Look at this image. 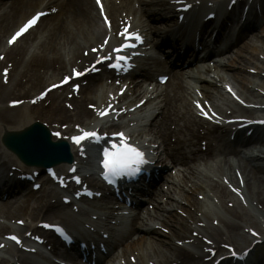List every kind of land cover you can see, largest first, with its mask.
Masks as SVG:
<instances>
[{"label":"rangeland","instance_id":"rangeland-1","mask_svg":"<svg viewBox=\"0 0 264 264\" xmlns=\"http://www.w3.org/2000/svg\"><path fill=\"white\" fill-rule=\"evenodd\" d=\"M9 4V2H7ZM32 11V10H31ZM30 13V12H29ZM0 16H1V11H0ZM26 16V15H25ZM24 16V18H25ZM22 18L21 21L17 22V24H13L11 27L3 28L5 27L3 22V18L0 17V47L1 45L3 46L6 41V36L9 35L13 29L16 28V26L22 22L24 19ZM60 18L57 19L54 17H49L45 18L38 24L36 28H34L28 35H26L14 48L11 49L10 51V67H11V74H10V80L9 84L2 83L3 87L8 86L12 87L13 83L11 80H16L17 82L25 83L27 80L29 74H37L39 76V83L40 85L38 88L34 91H30V97H32L33 94L38 93L42 89L46 88V86L57 82L61 76L68 72L70 70V67H73L74 64V58H73V50L76 47V44L79 43L78 41L80 38L77 37L79 32L84 33V31L77 25H74L71 22H67L64 25L67 26L65 29V33H70L73 37H75L76 41L73 39L71 42H65V41H58L57 46H54L53 49H46L43 50L42 47L45 45L47 42V35L50 33V29L52 28L51 26L56 22H59ZM264 25V23H263ZM263 25L255 31H251L250 35L247 36L245 39H243L238 45L233 48L231 52L226 54L224 57H222V60L220 61L221 64H226L230 68V72L233 73H239L238 77H242L241 75L245 76L247 78L245 84L246 89L251 90L250 87L254 85H264V76L260 74H254L252 71V68H249L250 66H257L263 68L264 66V41L261 40L259 37V32L262 30ZM82 27H84L82 25ZM80 35V34H79ZM38 37H41V39H37ZM39 41V42H38ZM42 41V42H40ZM36 42V43H35ZM40 44V46H39ZM92 43L83 44L81 46L87 47ZM29 45H35V49L33 54H28L27 52L23 51L25 48H27ZM93 45V44H92ZM84 47H80L76 49V55L78 53L82 52V49ZM2 51V49H1ZM73 52V53H72ZM24 53V54H23ZM60 57L61 60H63L64 64L62 65L61 63L54 62V66L52 68H47L43 62H40V65H37L38 61L36 58L40 60H48L51 61L54 58ZM259 58L258 61L255 58ZM13 60V61H12ZM37 61V63L35 62ZM65 65V66H64ZM63 66V67H62ZM62 67V69H60ZM251 69V72L249 70ZM28 70L29 72H25ZM209 72L208 69L206 72H203V75L200 74L201 78L204 80H207L210 83L216 82L217 84H220L222 82L218 81V75L222 76L224 75V71H221L219 63H215L209 67ZM1 72V68H0ZM175 75H178L176 79L171 80V82L168 84V86L162 88V95L164 94L166 97L171 99L172 95L175 92H179L180 94L183 93L184 95V90L191 91V86L193 85L191 81H189L187 75L185 73H189V69L186 70L185 72H176ZM180 73L183 75L180 76ZM27 78H26V77ZM225 77V75H224ZM91 80H89V83L87 86H90ZM96 86L91 89V93L88 95L89 98H93L96 101V105L99 104V101L106 100L108 96L110 95V92L113 90L115 91L116 89L114 88H109L108 86L105 87H98L99 86V79H94ZM218 82H217V81ZM203 81V80H202ZM93 82V81H92ZM92 84V85H95ZM91 85V86H92ZM147 83H144L143 87H140L141 90H143ZM181 85V92L178 90V86ZM238 87V86H236ZM88 88V87H87ZM210 90L219 98L220 94H218L217 90H215L214 86L209 87ZM102 89V90H101ZM256 89H259L257 87ZM201 90V89H200ZM244 90V89H243ZM260 90V89H259ZM62 91V92H61ZM69 91V89H61L57 92L50 93L47 101L44 102V105H39V108H45L58 104V109L56 111V114H59V119L60 117L63 116V128L67 127V129H73V126L77 124L78 126L82 124L83 125H88V122L92 119V115H88L86 112H81L84 109L83 108H75L72 111L68 110L67 107L65 106V103L69 102L68 99L64 98V95ZM242 93L243 91L240 90ZM252 92V91H251ZM245 93V90H244ZM81 94V93H80ZM225 94V93H224ZM161 95V99H162ZM226 95V94H225ZM246 97H248L249 94L246 93ZM227 96V95H226ZM185 98L188 99L187 95H184ZM228 97V96H227ZM11 98V96H10ZM10 98H5L4 100H1L0 102V107H2L4 110H12L11 113L15 114V111L13 112L14 108H7L5 107L6 100ZM250 99L257 98L255 95L252 94ZM259 98V97H258ZM225 102H217L216 105L218 106L219 110L224 112L228 106H230V103H233L229 98L228 102L226 98H222ZM87 99H84L82 102H74V105H82L84 107V103L86 102ZM171 103L172 100H170ZM71 103V102H70ZM188 100L185 101L182 106L180 104H176L174 106V109L170 110V113L172 114V117L175 115L177 120H174L175 122H171L170 124L172 125L173 128L169 129L170 136H172L173 140L177 141V144L181 147V153H185V156L188 157V165H182V166H177L173 167L168 159H166L165 152L167 151L162 144V140L159 138V136L156 134L155 129L152 127H139V131L134 132L137 135H147L153 138L157 143H160L159 145V153L160 157L163 159H160L162 162H159L160 165L162 166H169V170L165 171L161 178L162 181H159L157 185H155L154 188L155 190L160 191V195L156 197V201H152V206H154V209H150L151 211H147V213L144 214V217L147 219L146 223H143L144 225L154 226L158 222H152L148 221L151 217L155 216V212H158L159 214L161 213V209L164 207H170L169 203H171L173 209L170 210V215H166V218L164 219L162 223L163 230L166 232L168 231V235L164 232H161V230H158L161 232V236L163 237H154V239L147 240L139 238L143 234L138 232L137 233H130L122 243L135 240V242L140 243V249L132 250L129 251V255H134V253H142V250L144 252H149L148 255L149 257L146 259H153L156 261H162L165 263H169L171 261V257L174 256L171 253L173 252V249L176 248V245L173 242V238H180V235H182L186 229H188L189 226H192L193 222H195L197 219L199 222L203 223L207 229H211L213 231L217 229H221V232L228 238L229 237V231L227 228H229V224L236 223L239 225L238 232L241 233V227H244L246 224H250L252 226L248 227V229L254 228L256 230H259L260 233H262V240H259L260 244L252 250L251 252V259L252 261L256 262L255 264H264V214L261 211H258L256 208H254L252 205L249 203H246L245 201L243 202L244 205L239 204V212L240 213H246L248 215V220L244 221V219L239 220L235 217L230 216L228 213H226L221 205L220 200L218 201L212 197V194H215V192H220L221 188H224V190L230 194L229 190L226 188V186H223V182L218 181L220 178V175L218 173V170L223 171L226 175L229 174V168H228V163H225L223 160V155H220L221 153L217 152V147H219V150L223 148V142L221 144L219 143V146H209L208 145V150L205 153H200V154H195V156L191 157L190 156V151L194 149V146L189 145V140L187 139V126L184 127V125L188 124L190 130H195L197 127H202V124L204 123L203 121H194L195 114H194V109L192 105ZM33 106V105H32ZM160 106H163V103L160 104ZM68 111V112H67ZM75 113H78L80 116L75 115ZM174 113V114H173ZM45 114H49L48 112H45ZM55 114V115H56ZM87 116V117H82V116ZM186 121V123H185ZM60 126V127H62ZM110 128V124L108 126ZM59 129V128H57ZM67 129H59L61 131L67 132ZM73 133V132H72ZM186 133V134H185ZM223 138V137H221ZM223 140V139H222ZM193 141V140H192ZM194 143V141H193ZM225 144V143H224ZM256 151L259 149V147L264 148V143L263 144H257L256 146ZM0 154H2L3 158L9 159L11 161L12 157L7 153L4 152V150L1 148L0 145ZM227 160H232L234 161L233 164H236V158L233 155H230L226 157ZM224 162V163H223ZM232 164V165H233ZM231 173V172H230ZM168 180V181H167ZM217 180V181H216ZM40 181H44L42 177L40 178ZM167 181V182H166ZM43 194L45 195V200L47 199H52L53 197L55 199V190L47 187L46 183L43 182ZM28 191V187H27ZM30 194H27L29 196ZM40 195V194H38ZM231 195V194H230ZM216 196V195H215ZM217 197V196H216ZM44 199V197H43ZM25 197L21 196L18 198V200L12 201V208L7 211L3 210L0 208V218L4 219L7 221V225L10 224V220L7 219V216L11 215L13 219H24V220H29V216L27 212H25L22 208V205L25 201ZM226 201L231 200V197L226 198ZM181 202H186L181 203ZM220 202V203H219ZM148 203L145 204V207L148 208ZM157 207H160V210L157 209ZM210 209H214L213 211H209ZM178 210L181 211V213H184L186 217H183L181 214L178 213ZM202 212L207 214L210 218L214 220V224L218 223L216 225H212L210 220L207 218L199 216L197 213ZM211 212H214L216 214H212ZM150 213V214H149ZM149 214V215H148ZM176 219H175V218ZM48 217H40V219H47ZM167 218H170L171 221H167ZM177 220H182L183 221V226L179 224V221ZM156 221V220H155ZM172 224V225H171ZM161 225V224H160ZM141 226V225H140ZM188 226V227H187ZM248 236H250L249 233H245ZM138 238L140 241H138ZM219 238H225V237H219ZM129 239V240H128ZM242 239V238H241ZM240 238H237L235 241L227 243H231L234 245V247L238 251H242L250 242V240H241ZM162 240L164 243L171 241L172 248L169 249V245L164 246V245H159L160 250L163 252L162 256H157L155 255L154 250H152L150 247V242H153L156 244L158 241ZM10 249H6L4 253L0 254V264H5V260L7 257L4 258V256L9 257V251ZM192 252H194V248L190 249ZM13 254V252H10ZM153 254L154 257L151 256ZM176 253V252H175ZM164 254L165 256L168 257V261L164 260ZM3 256V257H2ZM118 256V255H117ZM128 257V255H127ZM3 259V260H2ZM249 259V260H251ZM2 260V261H1ZM114 260V256H108L105 261L102 262V264H112ZM150 261V260H149Z\"/></svg>","mask_w":264,"mask_h":264},{"label":"bare ground","instance_id":"bare-ground-1","mask_svg":"<svg viewBox=\"0 0 264 264\" xmlns=\"http://www.w3.org/2000/svg\"><path fill=\"white\" fill-rule=\"evenodd\" d=\"M42 1L44 3V0H0V11H1V16L3 19V22H1L2 24L5 25V27L3 28H7V27H11L13 24H17V22H19V20H21L22 18H24V16L26 14H28L29 12H31V10H41L42 8ZM52 0L45 2V5L48 6L51 3ZM54 4L58 5V7L60 8V11L58 10V12L54 15V17L57 19L60 18L59 22H56L55 25L53 24L50 29V33L47 35V42L45 43V45H43L42 49L46 50V49H53L54 46H57L58 41L62 40L65 42H71V40L73 39L74 41H76L75 37H73L72 35H70V33H65V29L67 28V26H65L64 24L67 22H71L74 25L79 26L80 28H85V40L86 42H90L95 40L100 33H105L102 24H100L97 20L96 14L94 12V9L96 10V7L93 3V0H54ZM92 1V2H91ZM105 6V2L104 0H102ZM169 1V0H168ZM167 0H151L149 2V4H151L153 7L156 6H161V8H163L164 10H169L171 11V9L169 8V3ZM9 2V4L7 3ZM58 2V4H57ZM144 5H147L146 2H143ZM155 4V5H154ZM254 4L256 5L255 9L253 7V4H248L246 9V13L245 16L243 15V13H241V11L244 9L246 3L243 0L238 1L237 3H235L232 8L228 11L227 13V17L223 19V21H226L225 23L227 24H231L234 21L237 22V20L239 21V19H243V24L241 27V30L238 33V37L239 38H243L244 36H246V33L248 32V29H250L251 27H253L254 25H256V21H257V14L258 11L259 13L262 15V18L264 19V0H255ZM46 6L43 7L42 10H48L46 9ZM184 6V5H181ZM221 8V7H220ZM106 9V6H105ZM107 9H111V10H115L116 12L118 11V9L120 10L119 7H114L113 5H111L110 3L107 4ZM223 9V8H222ZM154 10L150 11L149 13L151 15L154 14ZM176 13V12H175ZM52 14V13H51ZM60 14V16H59ZM176 14H182V12H177ZM242 14V17H241ZM201 17L200 15L197 14H193L190 17V20H192L191 22L196 23L197 25L199 23H201L200 21ZM185 21V19H184ZM219 22L218 24H220V26L217 27V38H221L222 37V33L223 31H226V28L224 27V23ZM212 24V22H209ZM207 23V25H203L202 24V28L211 25ZM82 25L84 27H82ZM213 25V24H212ZM238 25V24H237ZM2 30H0L1 32ZM259 37L261 38L262 41H264V25L262 27V30L259 32ZM85 41H83V43H85ZM80 44H76L75 49L73 50V52H75L76 48L79 47ZM16 46V45H15ZM13 46V48L15 47ZM9 46L5 45L0 48H3V51L8 50V52H4L1 53V55H3L2 59H0V68L2 69H6L8 67V65L10 64V51L11 49L8 48ZM30 49H34L32 46L29 47ZM32 52V50H30ZM72 52V53H73ZM32 54V53H31ZM186 54L180 56V58L185 57ZM1 58V57H0ZM79 56L75 57V60H78ZM38 63H37V61ZM35 62L37 63V65H40V62H43L45 64V66L47 68H52L54 66V62H58L61 63L62 65L64 64L63 60H61L60 57L54 58L51 61L48 60H40L38 58H36ZM13 61V60H12ZM65 66V65H64ZM220 69L221 71H224V76H219V80L225 81L226 79H228L227 81L232 82L233 85L238 86V90H242L243 93L240 94L242 96H246L245 94H249L248 97L245 98H249L253 95H255L256 97H259L260 100L258 101V103L261 104L262 107H264V98L261 97V95L259 94V92L256 91L257 86L259 85H254L251 86L250 89L248 90L245 87V82L247 80V78L243 75H241L242 77H238L239 73H233L229 71V67L225 64H221L219 63ZM63 67V66H62ZM62 67H60V69H62ZM98 68V67H96ZM255 69H257L256 67H253ZM249 69V68H247ZM25 72H29L28 70H26ZM91 72V71H90ZM141 75L146 76L148 75V71L146 69L140 71ZM264 72V71H262ZM11 74V71L8 72ZM190 74H188L189 76ZM175 75H173L174 77ZM7 77V76H6ZM26 77V76H25ZM190 77V76H189ZM8 81L10 80L9 77ZM27 78V77H26ZM39 76H37V74L33 73V74H29L27 80L25 81V83H21V82H17L16 80H11L13 83V86L10 88L8 86H4L0 83V102L1 100H4L5 98H11L6 100V101H13L15 100L17 103L19 101L23 102L26 101L28 102V100L32 99L33 97H36L37 93L33 94L32 97H30V91H34L38 88V86L40 85L39 83ZM226 78V79H225ZM5 79L4 77H0V80ZM200 77H191V80H193L196 83L201 82L200 87H201V91L200 92V97L202 98V101L209 103V105L213 108V104L216 103L219 99L217 96H215V94L210 90L209 87L214 86L215 90H217L218 94H220V97L225 98V94L223 91L218 90V85L216 82L210 83L207 80H200ZM217 81V80H216ZM169 82V81H167ZM166 82V84H167ZM9 84V82L7 83V85ZM227 85H229L227 83ZM180 86V85H179ZM260 87H262L264 89V85H261ZM245 93H244V90ZM178 90L181 92V87H178ZM91 91V90H90ZM252 91V92H251ZM187 95L188 99L184 97V95ZM125 96V94H123ZM184 95L183 93H179V92H175L171 99L173 103L170 102V100L166 97L164 99V108L165 110H167L164 113V120H163V126L165 128V130H167L166 126L168 122H173L174 120H177L176 116L174 115L172 118H170V116L172 115L170 113V110L172 108V110L174 109V106H176V104H180V106H182V104L185 103L186 100L191 101L192 99L195 97V95L193 94V91H187L184 90ZM258 95V96H257ZM239 96V95H238ZM86 97V95H85ZM126 97V96H125ZM197 95V99L200 98ZM240 97V96H239ZM29 100V101H30ZM250 100V98L248 99ZM10 101V102H11ZM42 101L44 100H36V104H34L33 106L29 105L28 103L26 105H19L18 108H15L13 110V112L15 111V114H12L11 111L12 110H4L2 107H0V137L1 135L5 132V131H20L21 129L27 127L30 123H32L33 121L36 120H40L41 122H44L45 124H49L50 127H53V130H56L57 128H59V126H61V122H63V116L60 117L59 119V114H56V111L58 109V104H54L51 105L47 108H45V110H43L44 108H39V104H43ZM87 104L85 105V107H83L82 105H75L72 108H83L84 110L81 112H86L87 114H89V112L95 107V104L93 102L92 98H87ZM251 101V100H250ZM252 103V102H250ZM254 103V102H253ZM197 104H200L202 108H205V103L201 104L200 101L197 102ZM189 105H194V104H189ZM88 106H90V108H88ZM259 106V108L261 107ZM231 107H233L234 112L235 113H242V112H246L247 114H252L255 115L256 114V118H259V116L264 115V111H260L262 109H257V111H253V110H243L242 108H238L237 105L235 104H231ZM69 108V109H72ZM87 109V110H86ZM214 109V108H213ZM59 110V109H58ZM49 114H45V112H48ZM68 112V111H67ZM217 113V112H216ZM260 113V114H259ZM56 114V115H55ZM174 114V113H173ZM75 115L80 116L78 113H75ZM82 117H86L85 115ZM254 117V118H255ZM251 118V119H254ZM263 119V118H260ZM64 123V122H63ZM229 127V133L227 130H223L221 133L222 134H228L229 137L227 138V142L224 144L223 148L221 149V151H219L222 154H225L226 156H230L233 155L236 158V164L232 165L229 161H228V168L229 170V176L227 177V180L230 181L228 183H231V186H233L236 190H238V192L240 193V191H242V193L244 194V196L246 197V199L248 200V202L252 205H254L255 207H257L259 210L263 212L264 214V148L263 149H258L257 152L258 154H248L246 155L247 157L244 158L240 155V148L241 147H246L248 143L252 142L253 138L255 137L256 141H259V139H264V127H253V130L251 131L250 135H247L246 132L248 130H250V128H246V129H241V130H236L234 131L231 127L234 126L233 124L228 125ZM55 128V129H54ZM95 128H93L94 130ZM233 132V133H232ZM213 131V135L211 137L214 136V140L215 142H218L216 139L217 138ZM231 135H233V139ZM233 140V141H232ZM165 145H167L165 143ZM246 145V146H245ZM251 147H246V150H250ZM72 151L73 153L77 152V149L75 147H72ZM174 162L177 164H182L185 163L184 158H179V157H174ZM227 161H225L226 163ZM10 163V161L6 162V166L8 167V164ZM13 165L16 166L17 170H25L28 169L25 166H22L19 163H13ZM231 172V173H230ZM240 186L242 188H240ZM150 192V190H149ZM10 194H14L13 191H9L7 193V196L11 197L10 199H14L15 196H11ZM157 191L154 192V196H157ZM215 195L217 196V198L220 200L221 205L223 210L228 213L230 216L235 217L239 220L242 221V219H244V221H247L248 215L246 213H240L239 212V204L237 201L234 202H229L226 201L225 199L230 197L231 195H229L225 190H223V188L220 189V192H215ZM41 197V196H40ZM233 197V196H232ZM151 200H153V198H150ZM42 200V199H41ZM12 202L9 200H6L5 203L1 204V209L3 210H7L9 211L12 206H11ZM25 205H26V210H28V214H31V219L36 220L40 215L49 213L53 211V207L52 206H42L41 202H38L35 200L33 201H25ZM10 216V215H9ZM9 216H7L9 218ZM161 215H157L155 216L156 218H159ZM208 217V215H207ZM206 218V217H205ZM12 219V216H11ZM180 223H183L182 220H179ZM123 224V223H122ZM252 225L250 224H246L244 227H241V233L238 232L239 229V225L236 223L233 224H229V228H227V230L229 231V237L227 238L222 232L221 229H217L214 232H210L208 233L209 236L213 237L214 239V244L215 246L219 247L221 246V243L225 240H231V241H235L237 238H242L241 240H250L252 241L253 239L251 237H249L246 233V231L248 230V227H250ZM126 224L124 225H119V229L122 230V233L124 231V229L126 228ZM136 231L142 233L143 235L140 236L139 238L142 239H154V237L160 236L151 230L149 227H145V225H141V226H135ZM9 230L6 226L0 227V232L4 233L5 231ZM35 230L37 231V229L35 228ZM193 231H197L196 229H194ZM187 232V231H186ZM124 233H129V230L127 229ZM185 233V232H184ZM182 234L179 238V242L180 243H184L187 247L184 248L183 246H181L180 244H178L176 246V248L173 249V252L171 253L172 256L171 257V261L169 262L170 264H199L198 260H195L196 257H200V260L202 261L203 264H208L209 260L213 257L210 255V253H208L207 249H206V244L205 242L203 243V245L205 246V250L201 249L198 250V253H192L190 252L191 250H189L190 248H193L196 244V239H194V237L192 235H188V234ZM122 235V234H121ZM126 236V235H125ZM225 237V238H219V237ZM138 238V239H139ZM212 239V238H211ZM201 242L202 239H201ZM251 244V242H249ZM151 245V249L154 250L155 255H159L162 256L163 252L160 250V246L159 245H169V249L172 248V245L169 242H163L162 240L158 241L156 244H154L153 242L150 243ZM140 243L137 242H131L126 244L125 246H123L121 248L122 250V255L126 256L128 255L129 251L132 250H136L140 249ZM248 246V245H247ZM21 251V250H20ZM176 252V253H175ZM149 252H144L142 250V253H134L135 257L137 259V262L134 263H128V264H145V261H156L153 259H148L146 260L149 255ZM151 254V253H150ZM152 257L153 254H151ZM215 256V255H214ZM13 257V255H12ZM26 255L25 253H20L18 255H16L15 259L17 264H29L26 261ZM252 257H248L246 259V263L245 264H255L256 262L252 261L251 259ZM251 259V260H249ZM164 260L168 261V257L165 256L164 254ZM158 262V261H157ZM162 261H160L161 263ZM239 264H244V263H239Z\"/></svg>","mask_w":264,"mask_h":264},{"label":"water","instance_id":"water-1","mask_svg":"<svg viewBox=\"0 0 264 264\" xmlns=\"http://www.w3.org/2000/svg\"><path fill=\"white\" fill-rule=\"evenodd\" d=\"M42 132L47 136V131L41 124L35 123L19 133H8L3 138L4 145L17 155L27 165L46 167L53 163V156L47 149L49 138L39 140ZM34 135L32 138L31 136ZM45 144V146H44ZM53 146L57 144L53 143Z\"/></svg>","mask_w":264,"mask_h":264},{"label":"snow or ice","instance_id":"snow-or-ice-1","mask_svg":"<svg viewBox=\"0 0 264 264\" xmlns=\"http://www.w3.org/2000/svg\"><path fill=\"white\" fill-rule=\"evenodd\" d=\"M99 2V0H98ZM36 17H32L29 21H27L26 25L22 27L16 35H19L20 32L24 31V28L27 27L28 25L34 23ZM138 38V37H137ZM13 39H15V36H13ZM11 43V41H9ZM68 78L65 77V80ZM95 133H90V132H84L82 134V137H94ZM76 140L77 138H73ZM142 162V154L137 151L135 148H132L122 142L120 148L109 154L107 151L105 152V161H104V167L105 169L112 173L116 174L117 172L123 171L128 167L129 164H139ZM15 239V237H13Z\"/></svg>","mask_w":264,"mask_h":264}]
</instances>
